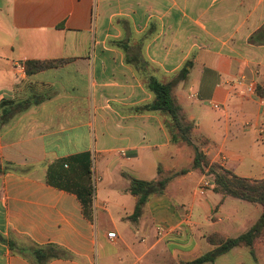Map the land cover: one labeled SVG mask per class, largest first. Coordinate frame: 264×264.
<instances>
[{"label": "crops", "instance_id": "obj_1", "mask_svg": "<svg viewBox=\"0 0 264 264\" xmlns=\"http://www.w3.org/2000/svg\"><path fill=\"white\" fill-rule=\"evenodd\" d=\"M263 26L264 0H0V233L71 254L48 264H178L213 250L210 234L246 232L261 207L251 204L250 217L214 187L199 196L205 175L192 169V149L171 143L164 118L142 107L153 102L149 77L168 84L190 61L172 95L195 138L208 141L204 155L264 180V107L236 85L254 79L264 100V42L249 40ZM50 60L65 63L33 74L16 67ZM199 105L212 116L201 119ZM170 173L180 174L128 220L126 176ZM0 264L33 263L0 242ZM214 264H264V239Z\"/></svg>", "mask_w": 264, "mask_h": 264}, {"label": "trees", "instance_id": "obj_2", "mask_svg": "<svg viewBox=\"0 0 264 264\" xmlns=\"http://www.w3.org/2000/svg\"><path fill=\"white\" fill-rule=\"evenodd\" d=\"M264 34V26L250 37V42L263 43L258 40ZM65 61H28L24 64L26 74H33L52 68H57ZM192 68L190 61L174 75L168 84L158 82L154 77L147 79L146 88L153 95V102L142 107V110L160 114L164 118V127L173 144H182L192 149L193 164L192 169L200 171L213 181V190L234 199H238L250 204H258L262 212L256 222L243 234L235 238H224L213 233L205 239L208 244L213 246V250L196 256L189 261H181L178 264H214L215 260L234 248L251 249L255 242L264 239V180H248L235 176L231 171L225 170L217 164L211 163L209 158L204 155L202 148L208 144L204 138H195V123L187 119L180 106L172 95V89L188 77ZM30 103L23 102L17 104L14 109L16 112L24 110ZM7 121L8 119H4ZM159 174V170H158ZM165 179L156 181H141L136 178L126 176L129 181L127 193L135 199L133 214L128 218L136 221L142 214L147 200L154 195H162L165 186L171 178L180 173H170ZM90 197V191L88 193ZM89 202H90V198ZM0 242L7 245L9 251L14 255L28 258L33 264H48L50 260L58 258H70L71 254L61 247L49 244L43 247H25L18 244L13 238H6L0 233Z\"/></svg>", "mask_w": 264, "mask_h": 264}, {"label": "built area", "instance_id": "obj_3", "mask_svg": "<svg viewBox=\"0 0 264 264\" xmlns=\"http://www.w3.org/2000/svg\"><path fill=\"white\" fill-rule=\"evenodd\" d=\"M16 67L19 69L21 73L25 72V69L22 65L16 64ZM236 85L238 87H242L240 92H238L240 96L244 98L247 97L248 99L256 100L260 107H264V100L256 95V83L254 79L246 81L245 77L241 76L236 80ZM211 106L213 109L219 108L218 105L215 104H212ZM258 137L260 139H263L264 137V129H262L261 127L258 129ZM213 186L214 185L212 179L210 177L204 176L198 185L197 192L199 196H204L205 192L211 189ZM160 233L161 230L158 231V234ZM107 238L110 241H113L117 238V236L114 232H111L107 234Z\"/></svg>", "mask_w": 264, "mask_h": 264}, {"label": "rangeland", "instance_id": "obj_4", "mask_svg": "<svg viewBox=\"0 0 264 264\" xmlns=\"http://www.w3.org/2000/svg\"><path fill=\"white\" fill-rule=\"evenodd\" d=\"M188 104H190V102H188ZM199 107H202L201 108V113H200L201 114L200 115L201 119L205 120V119H207V118L212 116L209 109H207L206 107H203L201 105H199ZM196 123H198V121H196ZM217 130H218V128L215 129V133H217ZM218 133L219 134L221 133V134H220L219 138H218V135L216 136V138H215L216 141L215 142L218 144V146H220V144L223 141V129L220 130V132H218ZM224 149L226 150V152L227 151L232 152L233 147H232V145H227L226 144V145H224ZM176 199H178V197H176ZM230 201H233L234 203H241V204H235L236 205L235 207H238V205L239 206L240 205H244L243 207H246L245 210L248 212L249 216L250 217L252 216L253 213L251 212V209L249 208L251 204H248L247 202H244V201L243 202H237V200H234V199H230ZM241 212L244 213L245 211H241ZM98 264H102V263L98 262ZM139 264H143V262H141Z\"/></svg>", "mask_w": 264, "mask_h": 264}]
</instances>
